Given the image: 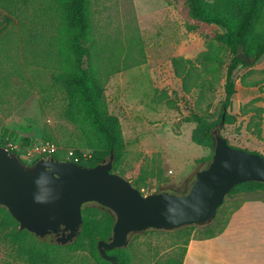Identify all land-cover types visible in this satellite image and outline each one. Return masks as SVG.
I'll return each mask as SVG.
<instances>
[{"label":"rangeland","instance_id":"1","mask_svg":"<svg viewBox=\"0 0 264 264\" xmlns=\"http://www.w3.org/2000/svg\"><path fill=\"white\" fill-rule=\"evenodd\" d=\"M89 11L92 52H98L93 60L98 59L102 77L111 73L105 96L109 112L120 120L126 144L121 173L143 195L188 192L194 173L208 165L203 159L212 151L192 141L197 124L185 118L199 114L214 122L222 113L232 57L216 42L223 30L194 19L187 0H89ZM5 14L0 9V22H5L0 25V142L30 165L49 158L39 151L48 145L67 161L76 151L89 156L88 140L64 116L65 96L52 80L61 66L57 19L37 0L7 20ZM208 51L223 61L210 75L206 74L208 64L198 60ZM174 59L195 63L196 78L188 94L175 73ZM235 77L233 106L225 112L216 135L234 148L264 156V112L257 111L264 109V55L254 65L240 66ZM254 199L264 201V193L226 197L213 220L196 227L191 236L178 229L134 234L123 253L130 257V264L178 261L190 238L219 233L238 206ZM11 233V229L0 231V264H25ZM65 264L105 263L86 249L70 255Z\"/></svg>","mask_w":264,"mask_h":264},{"label":"trees","instance_id":"2","mask_svg":"<svg viewBox=\"0 0 264 264\" xmlns=\"http://www.w3.org/2000/svg\"><path fill=\"white\" fill-rule=\"evenodd\" d=\"M30 1L0 0V9L6 13L4 16L7 20L10 16L16 15ZM37 1L43 2L44 9L56 18L60 25L58 43L61 66L52 80L54 86L58 87L65 96L64 116L79 128L84 138L88 140V148L92 151L87 157L82 152L76 151L75 156L79 158L78 164L85 167H95L108 162L113 152L115 156L113 172H120L119 174L123 176L120 168L125 157L126 144L123 139L120 120L109 112L105 96L106 83L111 73L102 77L100 73L102 69L98 64V59L95 58L96 63L93 60V56L98 52H92L94 45L91 34L92 21L89 0ZM187 4L190 15L194 19L207 25L219 26L223 30V33L217 36L216 42L232 55L227 65L226 96L219 119L214 122H207L199 114L185 118L186 122L197 124L192 133V141L199 146H206L211 149V156L203 159V162H207L209 165L215 152L216 132L222 126L225 112L233 106V99L237 93L236 70L240 66L248 67L238 56L240 52H244L255 57L256 59L252 64L254 65L264 55V0H211V2L187 0ZM4 24V21L0 22L1 26ZM198 60L201 64H208L206 74L209 75L215 74L217 67L223 62L221 57L213 51L203 53ZM173 65L176 75L182 80L185 93L188 94L191 92L196 78L194 61L174 59ZM212 83L213 81L209 82V84ZM257 111L264 112V109H257ZM251 112L254 111H244L246 114ZM258 115L261 118V114ZM255 126H258L257 123ZM255 132L258 135L261 133L259 126L256 127ZM0 147L7 149L2 142H0ZM12 152L24 162L20 153L14 150ZM51 157L56 160L67 161L58 152L52 154ZM132 184L137 187L135 183ZM257 192L264 193V183L245 182L233 188L226 197ZM184 194L186 193L182 195ZM1 214L0 231L1 229L12 230V243L16 247L18 256L25 264H65L70 255L86 249H89L98 261L112 264L101 257L98 243L99 241L108 242L111 240L116 216L111 210L97 203H87L83 206V223L80 231L77 237L67 244L57 242V237L53 234L48 235L53 237L48 241L46 240L48 236L41 238L26 229H22L20 223L2 205H0V216ZM228 222L229 219L217 234L224 231ZM198 226H185L177 231L187 230V235L191 236L192 231ZM150 230L156 231L155 229ZM217 234H211L204 238H211ZM190 239L185 244L182 257L178 261L174 258L169 259L165 264H182L186 246ZM108 254L116 256L119 264H130V257L123 253L122 248L109 251Z\"/></svg>","mask_w":264,"mask_h":264},{"label":"water","instance_id":"3","mask_svg":"<svg viewBox=\"0 0 264 264\" xmlns=\"http://www.w3.org/2000/svg\"><path fill=\"white\" fill-rule=\"evenodd\" d=\"M238 57L248 66L256 59L244 52ZM114 158L112 152L108 162L95 167L51 157L30 165L0 147V205L22 229L41 238L54 234L57 242L67 244L80 231L83 206L97 203L116 216L111 240L99 241L98 250L104 260L119 264L108 252L126 247L130 236L150 229L206 225L237 185L264 183V156L234 148L221 135L216 136L212 162L197 169L184 195L166 190L143 195L113 172Z\"/></svg>","mask_w":264,"mask_h":264},{"label":"crops","instance_id":"4","mask_svg":"<svg viewBox=\"0 0 264 264\" xmlns=\"http://www.w3.org/2000/svg\"><path fill=\"white\" fill-rule=\"evenodd\" d=\"M182 264H264V201L241 204L222 233L192 237Z\"/></svg>","mask_w":264,"mask_h":264},{"label":"built area","instance_id":"5","mask_svg":"<svg viewBox=\"0 0 264 264\" xmlns=\"http://www.w3.org/2000/svg\"><path fill=\"white\" fill-rule=\"evenodd\" d=\"M55 150H56V149H55V147H54L53 145L43 146V147H41V149H39V151H40L41 153L49 155V158L51 157L52 154L55 153ZM71 155H72V157H73V159H74L73 162L78 163L79 158L76 157L73 153H71ZM51 158H52V157H51Z\"/></svg>","mask_w":264,"mask_h":264},{"label":"flooded vegetation","instance_id":"6","mask_svg":"<svg viewBox=\"0 0 264 264\" xmlns=\"http://www.w3.org/2000/svg\"><path fill=\"white\" fill-rule=\"evenodd\" d=\"M54 235V234H53ZM55 237H57L56 235H54Z\"/></svg>","mask_w":264,"mask_h":264}]
</instances>
